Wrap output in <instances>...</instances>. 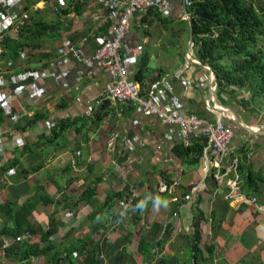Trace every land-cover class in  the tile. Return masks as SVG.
I'll return each mask as SVG.
<instances>
[{"label":"crops","instance_id":"1","mask_svg":"<svg viewBox=\"0 0 264 264\" xmlns=\"http://www.w3.org/2000/svg\"><path fill=\"white\" fill-rule=\"evenodd\" d=\"M25 6L59 25L60 32L39 35L31 46L23 47L16 63L7 56L0 57V74L29 70L51 74L36 83L42 98L27 93L21 97L25 111L19 124L0 116L9 131L4 167L11 165L0 174L4 186L0 204H22L35 194L30 222L46 227L54 217L57 233L53 240L59 250L94 239L101 247L103 264H116L123 257L125 263L133 262L141 256V237L151 248L150 258L142 257L143 264H150L158 253L167 259L165 264H193L195 226L201 238L198 264H264V211L225 199L226 189L218 187L212 178L209 145L194 164L193 156L182 155L177 148L183 143L176 134L178 125L146 116L131 102L103 100L113 79L105 70H87L71 52L75 47L91 57L102 36L109 35L113 24L102 0H27ZM184 8L182 0H172L167 15L183 18ZM133 24L130 36L144 45L145 52L133 65L130 79L144 92L152 83L168 78L173 84L169 97L181 96L185 113L232 127L230 158L239 159L240 166L244 157L248 158L240 173L241 190L258 197L264 206V111L258 107L241 110L230 93L220 98L208 65L193 54L191 63L188 50L186 61L183 56L168 59L165 47L177 45L180 35L188 34L186 27L176 23L167 26L147 12L137 14ZM19 31L10 33L7 40L18 37ZM152 60L159 63L158 67L151 66ZM164 65H169L167 70ZM61 69L70 73L66 80L53 76ZM141 69L142 83L138 80ZM80 70L86 72L82 79L78 78ZM232 109L241 125L229 118L222 121L221 117L230 115ZM33 117L38 121L27 125ZM65 121L74 125L54 136L51 131ZM200 137L190 136V144ZM15 152H19V159L14 157ZM165 183L169 186L166 192L161 190ZM132 191L136 202L125 211L123 203ZM115 194L122 197L112 202ZM158 199L161 206L156 208ZM163 201H167V207ZM141 202L146 205L144 209L138 208ZM0 222L13 223L1 209ZM28 237L31 242L40 241L39 236ZM156 241H162L163 248L156 246ZM54 254L47 253L30 264H49ZM82 257L78 252L74 262Z\"/></svg>","mask_w":264,"mask_h":264},{"label":"trees","instance_id":"2","mask_svg":"<svg viewBox=\"0 0 264 264\" xmlns=\"http://www.w3.org/2000/svg\"><path fill=\"white\" fill-rule=\"evenodd\" d=\"M56 1L59 2V0ZM189 1L191 4L186 8L190 19H176L157 9H149L147 13L156 15L167 26L176 23L186 27L189 40L192 32L194 44L191 52L200 63L208 65L213 71L220 98L224 93H230L235 96L241 110H247L249 107L264 110L262 106L264 102V9L256 0ZM182 2L184 4L185 0ZM27 9L30 12V19L26 27L18 32V37H10L4 43V56L9 57L13 63L20 59V51L23 47L31 46L39 35L60 32V27L57 28L59 25L51 24L46 16H39L38 10L30 6H27ZM55 29L57 30L54 31ZM183 57L186 61L185 55ZM10 70L9 67L8 71ZM142 70L138 75L141 83ZM236 89L246 90L249 97H246L243 92H237ZM37 121L38 119L33 117L27 125ZM73 125L74 123L69 121L61 122L51 132L55 133L54 136H60ZM207 145L208 139L201 136L189 145L180 143L177 148L183 151L182 155L193 156L192 162L197 164L203 157ZM179 154L182 156L181 152ZM247 161L248 158L245 156L244 163ZM244 163L240 166V173H243ZM10 167L11 165L0 168V174ZM248 176H251V171ZM3 188L4 186L0 184V191ZM130 195L129 193L125 200ZM35 196L33 194L27 197L22 204L19 201L1 202L0 209L9 214L13 223L7 225L0 222V253H3L2 256L0 255V264L5 263L4 260L17 264H30L33 259L41 258L51 252L55 254L49 259V264H103L101 247L94 239H86L80 245L59 250L58 244L53 240V236L57 233L54 217L49 218L46 227L30 222L29 216L35 209V201H37ZM120 197H122L120 194H115L110 199L114 202ZM134 201L136 202V197ZM195 229L193 264H198L196 253L200 248L201 238L197 226ZM28 236H39L40 241L31 242V237ZM155 244L163 248L162 241H156ZM138 249L144 259L150 258L151 248H147L143 237L139 241ZM78 252H82L83 259L74 262ZM155 256L157 257L151 264L166 263L167 259L164 256L160 257V253Z\"/></svg>","mask_w":264,"mask_h":264},{"label":"built area","instance_id":"3","mask_svg":"<svg viewBox=\"0 0 264 264\" xmlns=\"http://www.w3.org/2000/svg\"><path fill=\"white\" fill-rule=\"evenodd\" d=\"M26 1L0 0V57L5 53L4 43L9 34L21 30L30 19V12L25 6ZM102 2L113 24L109 35L102 36L100 46L91 57L84 56L75 47L71 49V52L81 60L87 70L94 68L105 70L113 79V82L107 86L102 99H109L118 104L131 102L146 116H155L166 123L178 125L176 134L186 144H190L192 135L206 137L210 148L212 178L218 187L226 189L225 199L227 201L237 200L249 206H258L264 211V206L261 205L258 197L248 196L241 190L240 161L237 158H230L234 137L232 127L220 121L185 113L182 97L178 95L169 97L173 84L168 78L152 83L149 90L143 92L140 85L129 77L133 65L142 58L145 52L144 45L134 41L130 36L134 27L133 20L137 14L147 12L149 9H157L168 14L172 0H102ZM190 4L189 0H185V7ZM184 18L190 19L188 12L184 13ZM85 73L84 70H80L78 78L82 79ZM69 74V72L62 71L59 75L53 76L57 80H66ZM50 75L36 70L19 74L13 72L0 74V116L11 119L15 125L19 124L23 118L22 112L25 111L20 101L21 97L27 93L37 99L42 98L43 92L36 83L50 78ZM97 104L101 105L102 101ZM1 120L0 117V168L4 166L3 156L9 139V131ZM134 140L139 141V138L135 137ZM128 144L130 147L133 146L131 142ZM168 189L167 183L161 185L162 191L166 192ZM135 197L136 193L132 191L123 203L125 211L134 203ZM6 245H8L7 242Z\"/></svg>","mask_w":264,"mask_h":264},{"label":"rangeland","instance_id":"4","mask_svg":"<svg viewBox=\"0 0 264 264\" xmlns=\"http://www.w3.org/2000/svg\"><path fill=\"white\" fill-rule=\"evenodd\" d=\"M257 1V3H259L260 4V6L264 9V0H256ZM184 18V17H183ZM189 36H188V34H181L180 35V37H179V40H178V43H176L177 45H171V46H167V47H165V49H164V51H165V53H167V55H168V59H173V60H175V58H177V57H182L184 54H186L187 53V50H188V45H189ZM191 54H192V52H191ZM166 55V56H167ZM158 65H159V63L156 61V60H152V62H151V66L152 67H158ZM163 66V65H162ZM161 66V67H162ZM167 66H169V65H167ZM167 66H165L164 65V67H162V68H164V69H166L167 70ZM175 66V65H174ZM237 90V92H243V94L246 96V97H249V93H247L246 92V90L245 91H241L240 89H236ZM262 106L264 107V102H263V104H262ZM262 110V109H261ZM262 111H264V110H262ZM18 143V146L20 147V148H23L24 146L21 144V142H17ZM20 144V145H19ZM14 157L15 158H18L19 159V152L17 153V152H15V154H14ZM24 165H26V162L24 161ZM2 252L0 253V255L2 256ZM125 257H123V258H121L122 260L124 259ZM117 261L116 262V264H127V263H125L124 261ZM131 260V259H130ZM143 258H142V255L140 256H137L136 257V259L134 258V261L133 262H131L130 264H134V262H135V264H137V263H139V264H143ZM154 260H155V258H154ZM141 261H142V263H141ZM4 262H5V264H14L12 261H6V260H4ZM151 264V263H150Z\"/></svg>","mask_w":264,"mask_h":264},{"label":"water","instance_id":"5","mask_svg":"<svg viewBox=\"0 0 264 264\" xmlns=\"http://www.w3.org/2000/svg\"><path fill=\"white\" fill-rule=\"evenodd\" d=\"M184 10H185V12H188L186 7L184 8ZM193 44H194V41H193V36H192V32H191L190 43H189L188 53H187L188 60L191 63H194L193 56L191 54ZM207 68L209 69V71L211 72V74L213 75V77L215 78L214 73L211 70V68L209 66H207ZM226 118H229L234 123H237L238 125H241V123L239 122V120H238V118H237V116L235 114V111L233 109L230 110V115H225V116L221 117L222 121L225 120Z\"/></svg>","mask_w":264,"mask_h":264},{"label":"clouds","instance_id":"6","mask_svg":"<svg viewBox=\"0 0 264 264\" xmlns=\"http://www.w3.org/2000/svg\"><path fill=\"white\" fill-rule=\"evenodd\" d=\"M154 206H155L156 208H159V207L161 206V199H158L157 201H155ZM163 206H164V207H167V201H163ZM145 207H146V205H145L143 202H141V203L138 205V208H139V209H144Z\"/></svg>","mask_w":264,"mask_h":264}]
</instances>
